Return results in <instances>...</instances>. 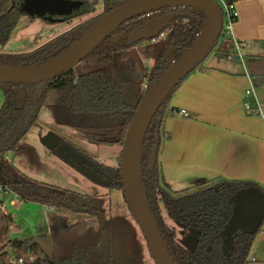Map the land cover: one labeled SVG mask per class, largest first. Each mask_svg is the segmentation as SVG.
I'll use <instances>...</instances> for the list:
<instances>
[{"label":"trees","instance_id":"16d2710c","mask_svg":"<svg viewBox=\"0 0 264 264\" xmlns=\"http://www.w3.org/2000/svg\"><path fill=\"white\" fill-rule=\"evenodd\" d=\"M16 1L0 0L1 47L9 41L23 14L16 6ZM83 1L91 4V10L98 2ZM127 1L129 0H103L102 12L41 46L25 52L0 51V63L11 66L45 63L69 48L105 13ZM224 1L228 5L237 2ZM220 7L223 11L222 6ZM179 13L169 27L173 47L170 54H166V42L161 36L131 41L132 31L145 24V20L138 17L123 23L78 65L51 80L36 84L0 83L3 92V103L0 106V185L15 193L23 202L56 205L75 212L102 213L95 205V197L32 178L13 164L8 152L20 149L21 140L37 124L42 108L48 109L62 123L81 132L93 143L118 144L123 147L136 110L149 89L172 66L173 61L179 60L195 43L207 20L206 15L196 8H183ZM237 19V15H234L233 21L236 22ZM212 51L219 58L231 56L232 59L240 60L233 37L224 27L210 53ZM145 60H154V67L149 68L144 63ZM204 60L192 72L200 69ZM245 63L253 84H263L264 54L246 55ZM118 68L136 74L140 80L141 92L135 104L126 99L125 86L120 76L111 73ZM185 79L172 90L157 110L144 138L140 173L146 200L175 264H249L257 233L238 234L235 237V251L229 261L221 250L219 234L232 213L229 197L244 187L256 186L264 190L263 187L252 180L217 177L198 181L186 189L173 190L164 178L159 155L164 140L169 137L165 120L175 113L171 100ZM145 80H148L149 88L142 90L141 84ZM62 145L72 147L61 139L53 151L58 156V147ZM155 145L158 153L151 170L149 160ZM73 149L109 175L111 183L107 186L121 190L126 200L121 176V155L115 166L107 165L78 148ZM2 206L3 199H0V264H117L112 238L104 230L98 244L77 246L70 256L60 258L55 254H47L39 242L27 243L19 238H12L16 221ZM168 218L180 222L185 232L190 229L196 231V244L192 249L176 240ZM8 245L11 251L7 250Z\"/></svg>","mask_w":264,"mask_h":264},{"label":"crops","instance_id":"0c3cea01","mask_svg":"<svg viewBox=\"0 0 264 264\" xmlns=\"http://www.w3.org/2000/svg\"><path fill=\"white\" fill-rule=\"evenodd\" d=\"M234 10L238 19L231 28L233 40L245 44V56L264 54V0H237ZM251 83L253 81L245 62L232 59L231 56L219 58L213 52L212 57L203 62L200 69L190 73L174 92L171 107L175 109V113L165 120L169 137L164 140L159 155L164 178L173 190L186 189L198 181L217 177L252 180L264 189V118L245 107V102L250 103L251 109L256 106L254 97L246 94ZM255 90L264 107V83L255 86ZM140 92L141 88L132 97L133 104L136 103ZM180 109H186L189 116L179 115ZM28 137L29 134L23 139L27 140ZM53 151L51 148L46 149L45 154L54 163L68 170L71 178L82 179L86 176ZM44 162H40L38 170L33 172L31 177L52 184L38 178L45 176ZM66 189L94 197L70 187ZM108 195L101 196L102 205L106 206L103 210L98 208L102 213H74L87 214L89 217L102 216L103 226L99 225L97 228L95 224L96 229L91 232L102 233L103 236L104 230L106 235L112 238L116 257L117 240L115 241V237L106 230V218L110 220L112 211ZM3 196L4 206L6 199L14 206L17 200H20L13 192H6ZM5 208L10 212L6 206ZM123 209L126 210L125 205ZM261 229V233L257 232L249 264H264V225ZM13 230L18 231L17 224ZM101 239L100 237L99 241ZM48 240L51 241L50 238ZM34 241L38 242H25ZM41 246L47 254L57 255L56 246L52 252Z\"/></svg>","mask_w":264,"mask_h":264},{"label":"water","instance_id":"95a60500","mask_svg":"<svg viewBox=\"0 0 264 264\" xmlns=\"http://www.w3.org/2000/svg\"><path fill=\"white\" fill-rule=\"evenodd\" d=\"M16 6L31 18L63 20L88 13L92 7L83 0H17ZM167 8H196L207 17L195 43L175 61L152 85L138 106L127 131L121 153V176L124 193L133 216L140 225L156 264H175L146 200L140 173V158L148 127L172 90L199 65L219 39L223 29V14L216 0H129L99 18L76 42L53 59L35 66H11L0 63V83L36 84L51 80L74 68L112 36L128 20ZM180 15L177 11L151 17L131 34V41L154 39ZM59 155L93 181L108 185L111 178L74 150L62 145ZM155 145L149 160L152 170L157 158ZM231 216L219 234L221 250L229 261L235 251L238 234L254 235L264 222V190L256 186L237 190L228 199ZM211 249V247H209Z\"/></svg>","mask_w":264,"mask_h":264},{"label":"rangeland","instance_id":"374dc122","mask_svg":"<svg viewBox=\"0 0 264 264\" xmlns=\"http://www.w3.org/2000/svg\"><path fill=\"white\" fill-rule=\"evenodd\" d=\"M103 9V0H98L90 12L63 20L31 18L23 13L9 41L0 48V51L14 53L32 50L102 12ZM170 33V28L163 32L166 54H170L173 48ZM213 52L209 54L207 59L212 57ZM144 63L151 69L155 65L154 60H145ZM111 73L114 76H120L119 78L125 86V97L132 101V97L140 90L138 76L119 68ZM2 103L3 92L0 87V106ZM28 134L27 140H21L18 151L8 152V157L13 164L25 174L32 176L33 172L38 170L40 162L45 161L43 166L45 176L41 175L38 177L39 179L92 194L97 200L98 205L95 203L96 207L102 210L106 206L102 205L101 196L109 194L112 211L110 220L106 218V230L108 234L110 233L115 237V241L117 240V256L115 257L117 264H156L140 225L133 216L121 190L98 184L86 176H83L82 179L71 178L68 170L54 163L45 154L46 149L55 150L58 142L62 139L68 142L72 146L71 148H78L107 165L116 166L123 147L118 144H96L89 141L81 132L62 123L46 108H42L37 124L30 129ZM104 191L105 193H103ZM6 200L5 206L13 215L18 226V231L13 230L11 237L25 241L37 240L48 252H52L53 247L56 246L58 257H68L75 247L89 243L97 244L100 242V237L102 238V233L94 234L91 232L96 227L99 228V225L103 226L100 215L89 217L87 214L74 213L69 208L38 202L22 201L20 203V200L17 199V204L14 206L8 202V199ZM167 221L175 231L176 240L186 248L192 249L196 244V231L190 229L185 232L180 222L170 218ZM261 228L259 233L262 232ZM7 250L11 251L10 245H8Z\"/></svg>","mask_w":264,"mask_h":264},{"label":"built area","instance_id":"2783aa9c","mask_svg":"<svg viewBox=\"0 0 264 264\" xmlns=\"http://www.w3.org/2000/svg\"><path fill=\"white\" fill-rule=\"evenodd\" d=\"M217 2L221 3V4L220 3L219 4H220V6H222V9H223V11H222L223 27L227 33L231 34V28H232V25L234 23L233 16L236 15V12L234 10V4L228 5L224 0H218ZM180 9H183V8H172V11H176V10H180ZM161 13H163V11L151 12V13H148V14L142 16V18L144 20L150 19L151 17L160 15ZM161 38H163V34L161 35ZM234 45H235V50H236L237 56L239 57V59L242 62H245V56H244L245 44L234 40ZM0 48H1V46H0ZM174 62L175 61H173V63ZM148 88H149V82H148V80H145L142 84V90H147ZM246 94L252 95L254 97L256 106H255V109H251L250 103L245 102V107L248 110H251L253 114L260 115L261 117L264 118V107L262 106L261 102L259 101V99L256 95L255 85L253 83H251L250 88L247 89ZM178 114L182 115V116H189V113L186 109H180L178 111ZM6 192H11V191L7 190L2 185H0V199H3V197H4L3 195ZM2 208L6 211V208L4 206V200H3Z\"/></svg>","mask_w":264,"mask_h":264},{"label":"flooded vegetation","instance_id":"af4514ba","mask_svg":"<svg viewBox=\"0 0 264 264\" xmlns=\"http://www.w3.org/2000/svg\"><path fill=\"white\" fill-rule=\"evenodd\" d=\"M161 11H163V13H167V12H170V11H172V8H167V9H163V10H161ZM177 12H179L180 10H176ZM148 19H146L145 21H147ZM135 31V30H134ZM134 31H132V33L134 32ZM131 33V34H132ZM60 147V146H59ZM58 147V148H59ZM88 159V158H87ZM89 160V159H88ZM89 162H90V164L92 165L93 163L89 160ZM94 165V164H93ZM96 166V165H95ZM103 172V171H102ZM103 174L104 175H107V174H105L104 172H103ZM108 177H109V175H107ZM233 254V253H232ZM232 256V255H231ZM116 260V259H115ZM117 263V262H116Z\"/></svg>","mask_w":264,"mask_h":264}]
</instances>
